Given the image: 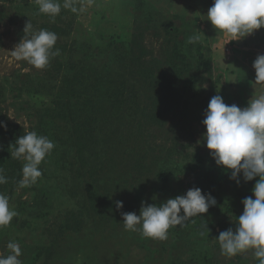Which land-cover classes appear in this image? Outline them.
<instances>
[{
	"label": "rangeland",
	"instance_id": "1",
	"mask_svg": "<svg viewBox=\"0 0 264 264\" xmlns=\"http://www.w3.org/2000/svg\"><path fill=\"white\" fill-rule=\"evenodd\" d=\"M59 3L51 17L37 0H0V193L18 212L0 227V256L14 241L22 264H259L254 250L229 257L216 240L235 231L258 177L237 184L216 165L203 119L217 94L240 108L264 94L253 68L264 28L230 41L207 20L213 0ZM29 22L58 36L44 69L11 53ZM29 131L55 148L38 181L19 187L26 160L11 153ZM192 188L216 205L166 240L125 230L122 214L139 215L142 201Z\"/></svg>",
	"mask_w": 264,
	"mask_h": 264
},
{
	"label": "clouds",
	"instance_id": "2",
	"mask_svg": "<svg viewBox=\"0 0 264 264\" xmlns=\"http://www.w3.org/2000/svg\"><path fill=\"white\" fill-rule=\"evenodd\" d=\"M37 3L40 13L55 17L61 12L59 0H37ZM64 6L67 7V4ZM207 20L216 31L231 37L230 41L245 38L264 28V0H213ZM24 32L30 35L24 36L11 53L17 60H25L35 69L46 68L50 60L60 54L59 49L54 50L57 34L46 29L32 31L30 22ZM253 68L256 82H264V54L257 56ZM203 125L206 128V147L218 167L230 170V179L239 184L241 173L245 182L258 177L252 189L254 198L249 196L242 201L244 210L237 219L235 231H223L216 239L222 254L231 257L254 250L259 264H264V94L252 97L244 108L226 104L219 94L213 96ZM54 148L53 141L35 131L16 139L11 155L26 160L19 187L38 181L42 176L39 165ZM3 173L4 169L0 168V184L7 183ZM215 205L216 200L211 194L192 188L185 195L170 198L159 205L142 201L139 215L135 212L123 213L122 220L127 231H138L145 238L166 240L170 228L183 227L190 218L207 213ZM116 208L122 209L123 202L116 201ZM17 215L9 198L0 193V227L8 226ZM203 227L208 231L206 223ZM7 248L10 253L0 256V264H22L19 259L22 255L20 245L12 241Z\"/></svg>",
	"mask_w": 264,
	"mask_h": 264
},
{
	"label": "trees",
	"instance_id": "3",
	"mask_svg": "<svg viewBox=\"0 0 264 264\" xmlns=\"http://www.w3.org/2000/svg\"><path fill=\"white\" fill-rule=\"evenodd\" d=\"M59 116H61V114H59ZM60 119L64 120V119H66V116L62 115V116L60 117Z\"/></svg>",
	"mask_w": 264,
	"mask_h": 264
}]
</instances>
